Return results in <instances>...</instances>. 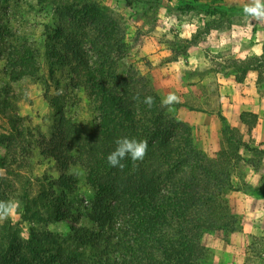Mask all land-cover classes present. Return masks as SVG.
<instances>
[{"label":"trees","instance_id":"obj_1","mask_svg":"<svg viewBox=\"0 0 264 264\" xmlns=\"http://www.w3.org/2000/svg\"><path fill=\"white\" fill-rule=\"evenodd\" d=\"M75 10L68 5L67 16L78 26L55 31L59 60L83 87L97 116L88 125L60 114L50 135L42 137L39 152L52 159L58 176L40 189L37 203L52 219H66V191L75 184L69 169L79 167L93 190L88 209L92 224L70 223L64 236L45 226L30 227L26 239L12 245L7 257L0 256V264H210L201 237L207 231L241 228L239 216L221 205L220 197L228 189L254 190L245 182L234 186L232 177L241 159L239 146L255 147L219 111L224 140L233 152L219 161L195 147L191 126L165 110L144 75L132 68L124 76L116 74L126 47L116 21L99 9ZM263 53L240 59L237 80L247 68H255L257 83L263 81ZM4 54L1 73L8 80L35 74L36 53L26 42H14ZM146 96L154 98L151 107L143 102ZM6 106L15 109L0 90L4 116ZM240 120L250 130L257 115L242 112ZM12 130L0 138L6 148L0 168L5 170L16 163L17 146L26 138L23 131ZM122 137L147 140L148 150L143 161L126 159L120 170L108 164L107 156ZM259 144L264 146V141ZM260 152L264 155V148ZM260 181L264 183V175Z\"/></svg>","mask_w":264,"mask_h":264},{"label":"rangeland","instance_id":"obj_2","mask_svg":"<svg viewBox=\"0 0 264 264\" xmlns=\"http://www.w3.org/2000/svg\"><path fill=\"white\" fill-rule=\"evenodd\" d=\"M174 1L172 0V5ZM185 1L189 4L183 3L176 8L174 17L170 20L167 18L168 0H0V90L5 99L15 107L11 109L6 106V116L0 113V138L3 134L12 133L13 127L23 131L26 137L17 146L16 163L7 170L0 168V201L14 199L20 202L17 214L0 223V256L7 257L12 252V245L16 247L19 241L26 239L30 227L45 226L52 233L64 236L70 223L89 227L92 224L88 209L93 190L86 183L85 173L79 167L71 166L69 169L75 184L66 191V219H52L41 206V202L37 203L40 189L43 186L48 187L58 176L52 159L39 152L42 137L47 138L50 135L60 114L73 122L88 125L97 116L95 105L83 87L77 84L69 69L59 60L61 47L55 37V31L59 28L71 30L78 26L67 16L68 5L75 7L77 13L87 9H99L116 21L126 45L124 57L116 62V74L124 76L130 68L136 70L149 80L161 101L169 93L177 94L176 89L170 90L175 82L173 83L172 77L167 76L163 69L151 71L150 59L140 55V49L154 46V38H159L164 50L161 62L175 59L177 55L185 56L188 40L180 36V33H184V30L178 27L180 22L188 21L194 24L191 26L192 42L204 38L211 27L222 29L231 28L232 23L238 24L234 27L238 38L236 45H229L227 42L222 48L214 45L216 52L209 51V44L205 46V56L213 65V69L238 71V67L242 65L240 59H243L238 56V46L249 44L255 35L261 39L264 52V24L252 21L250 32L247 35L239 34L240 29H247L248 26L243 8L250 0H197L222 4V10L207 9L198 5L194 7L190 5L194 0ZM158 18L163 19L165 23ZM16 41L26 42L35 50L37 70L33 76L10 81L1 73L3 56L6 49ZM84 47L89 48L88 44ZM61 52L63 53L62 50ZM89 53L91 54L90 51ZM204 71L205 69L198 72L187 70L184 73L189 81L187 83L193 84L189 79L201 77ZM261 71L264 76V64ZM208 81L193 88L185 83L181 102L173 105L171 110L167 107L165 110L177 120L188 123L184 117L185 111L192 108L209 109L208 105L216 108V84L213 80ZM217 127L214 132L215 128L208 120L202 125L193 124L191 137L195 147L207 156L222 161L228 153L233 152V148L224 140L220 120ZM247 143L256 150L239 146L237 151L241 159L237 161L232 182L234 186L248 183L254 190L245 192L228 189L221 194L220 204L239 216L241 228L228 233L221 230L203 233L201 242L208 250L210 264H213V250L219 248L221 255L225 256V249L221 248L224 242H231L228 246L232 253V264H235L238 258L243 264H264V183L259 181L253 185L250 181L255 173H261L258 166L264 156L260 152L264 146L259 143ZM5 152V143L0 142V156L5 155ZM64 207L62 206V209ZM231 234L241 236L235 239L231 238ZM215 264H222V260Z\"/></svg>","mask_w":264,"mask_h":264},{"label":"crops","instance_id":"obj_3","mask_svg":"<svg viewBox=\"0 0 264 264\" xmlns=\"http://www.w3.org/2000/svg\"><path fill=\"white\" fill-rule=\"evenodd\" d=\"M172 0H168L167 18L171 20V17H174V11L176 8L183 3H187L185 0H175L172 5ZM210 2H198L192 1L190 5L196 7L201 6L204 8H217L218 10H222L224 5L217 4H209ZM189 4V3H187ZM162 18V15H161ZM158 20L163 19L158 18ZM171 23V21H170ZM192 22L184 21L178 24V27L181 30H184V33H180V36L188 40L186 42V54L185 56L177 55L175 59H171L166 62H161V56L163 54L161 40L159 38H154L152 45L150 48H142L140 49V55L145 58L150 59V70L158 71L159 69H163L167 72V76L172 77L173 84L170 90L176 89V93L178 96H182L183 88H185V83L188 87H197L200 83L209 82L208 80H213L216 84V92H215V106L216 108H212L210 105L209 109L204 110H195L194 108L189 109L184 112L185 120L188 121L189 125L192 128V125H202L208 120V123L216 129H218L219 117L217 112L220 111L221 114L225 117L226 121L238 128V130L242 134V138L246 142H250L253 144H257L264 141V79L259 84L257 83V75L258 70L255 68H247L245 70V75L242 80H237V74L240 75V69H231L227 70H217L213 69V65L207 60L205 56V46H209V51H214V45L222 48L223 44L227 39V43L229 45L232 43L236 45L238 41L237 34L234 35L235 32L234 26L236 27L237 23H232L231 28H222L219 29L216 27H211L209 32L205 35L204 38L197 40L196 42L191 41V34L193 32ZM256 33V32H254ZM217 34V35H216ZM152 39V37H150ZM214 39V41H212ZM159 40V41H158ZM225 40V41H224ZM205 44V45H204ZM209 44V45H207ZM240 49L239 57L245 58L253 55H260L263 52L262 49V41L258 37H254L253 41L247 45L241 44L238 46ZM237 49V50H238ZM216 50V49H215ZM219 50V49H218ZM145 67V66H144ZM199 70L205 71L202 73L201 77H197L196 79H189V82L184 73L187 70ZM186 81V82H185ZM242 112H251L257 115V120L255 124L252 126L250 130H247V125L240 120V114ZM192 124V125H191ZM219 132H217L218 134ZM261 164L258 166V169L261 173L254 174L250 179L251 184L256 185L261 178V175L264 172V156ZM246 197V195H244ZM241 235L239 234H231V238H239ZM231 242H224V245H221V248L225 249V256L221 255V251L219 248L213 250V264L222 260V264H232V253L230 252L228 244ZM229 252V254H227ZM221 263V262H220ZM235 264H243L241 259H237Z\"/></svg>","mask_w":264,"mask_h":264},{"label":"clouds","instance_id":"obj_4","mask_svg":"<svg viewBox=\"0 0 264 264\" xmlns=\"http://www.w3.org/2000/svg\"><path fill=\"white\" fill-rule=\"evenodd\" d=\"M243 14L248 19L247 29H240L239 34L247 35L252 26V21L258 24H264V0H250L243 8ZM235 27V26H234ZM234 35L237 33L234 32ZM227 42V41H225ZM146 105L151 107L154 103L152 96H146L143 101ZM181 102V97L175 93H169L161 101L162 106L171 110L172 106ZM116 147L107 156L108 164L113 168L123 170L126 159H131L134 163L143 161L147 154L148 142L147 140H137L135 138L122 137L115 141ZM20 207V202L17 200L0 201V223L15 216Z\"/></svg>","mask_w":264,"mask_h":264}]
</instances>
